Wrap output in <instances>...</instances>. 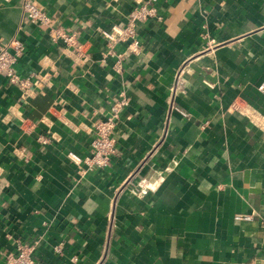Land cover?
<instances>
[{
    "label": "crops",
    "instance_id": "0c3cea01",
    "mask_svg": "<svg viewBox=\"0 0 264 264\" xmlns=\"http://www.w3.org/2000/svg\"><path fill=\"white\" fill-rule=\"evenodd\" d=\"M23 1L0 0V44L24 48L19 81L0 72V264L19 244L36 264H264V0H159L121 72L100 30L136 0H33L49 26ZM121 93L116 153L87 170Z\"/></svg>",
    "mask_w": 264,
    "mask_h": 264
},
{
    "label": "built area",
    "instance_id": "2783aa9c",
    "mask_svg": "<svg viewBox=\"0 0 264 264\" xmlns=\"http://www.w3.org/2000/svg\"><path fill=\"white\" fill-rule=\"evenodd\" d=\"M159 0H136L134 8L131 10L126 22L115 23L109 29L100 30V35L105 40L106 50L103 53V61L116 58L115 69L117 72L123 70L124 59L130 54H137L141 48L139 39V27L148 23L158 16ZM25 16L34 23L42 26L50 25V18L45 10L33 0H24L22 5ZM63 42L77 46L76 58L80 56L81 46L77 45L75 36L59 34ZM124 44L127 49L123 53H118L116 47ZM13 48V50H11ZM21 44H0V72L5 73L10 82L19 81V76L15 69L18 57L23 52ZM264 90V84L261 86ZM129 102L124 93L111 105L108 115L96 122L94 130V140L90 146V152L83 158V163L87 170L104 169L109 166L112 157L116 153V139L114 136L118 121L128 106ZM240 219L248 220L249 217ZM7 264H36L33 258V248L19 244L18 251L14 255L7 257Z\"/></svg>",
    "mask_w": 264,
    "mask_h": 264
}]
</instances>
